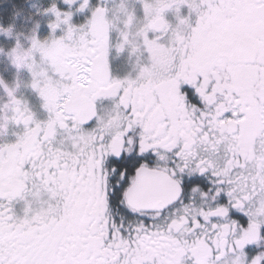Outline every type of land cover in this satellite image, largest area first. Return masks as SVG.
I'll use <instances>...</instances> for the list:
<instances>
[{"label":"snow or ice","instance_id":"obj_1","mask_svg":"<svg viewBox=\"0 0 264 264\" xmlns=\"http://www.w3.org/2000/svg\"><path fill=\"white\" fill-rule=\"evenodd\" d=\"M63 2L91 17L53 3L52 34L9 52L48 119L0 79V136L24 129L0 143V264H264V0H140L136 79L110 74L104 0Z\"/></svg>","mask_w":264,"mask_h":264},{"label":"flooded vegetation","instance_id":"obj_2","mask_svg":"<svg viewBox=\"0 0 264 264\" xmlns=\"http://www.w3.org/2000/svg\"><path fill=\"white\" fill-rule=\"evenodd\" d=\"M16 1V0H15ZM29 0H18V6H14L17 10L20 8L26 9V15L32 13L28 4ZM122 0H104V6H106L109 12V19L112 22V29L110 31V43L112 47L110 48L109 54V64H110V74L113 78L116 79H124V78H132L136 79L140 73V67L145 65L149 62L148 55L146 53H142V42L137 38L136 33L143 29L145 20H144V10L143 5L140 0H123V3L126 7L131 11L134 10L136 14V21L134 26L131 29L129 40L130 43L126 47L125 51L120 52L117 50V45L121 42L120 39V30L124 28L125 17L120 14L119 6ZM101 3V0H91V6L95 7ZM38 11L42 10V14L44 10L50 8L49 3H38L35 5ZM62 10L73 12V19L72 23L76 26L83 25L87 22V20L91 17L90 11L79 12L77 11L78 6H72L69 8L68 5L64 4L63 0H61L60 6ZM1 10V7H0ZM189 9L187 6H182L180 9V15L182 17H187L189 15ZM12 10H8L5 13L7 15ZM4 14L0 13V27L2 28H9L13 27L12 25L15 22H18V18H13L11 14L9 16H5ZM48 14H43V19H50L47 17ZM166 19L171 22L172 24L177 23L176 20V12L175 9L169 10L166 14ZM10 17V18H9ZM193 19L195 20L196 17L193 14ZM60 31V30H59ZM61 35L63 33L60 31ZM43 36H39L38 38L43 40L48 38L52 33L49 26L43 31ZM2 35V34H0ZM209 40L213 39L210 35L208 37ZM238 39L236 36H231L228 38L226 42H232ZM30 47V42H28V46ZM133 47L140 49L135 54H133L132 49ZM208 46L205 45L202 52L207 51ZM3 51L0 50V54ZM0 57H4L5 59H9V55L2 54ZM11 69V70H10ZM10 69L7 68L6 63L0 60V79L4 81V83L9 88L15 89L16 98L21 100L27 107L34 113L35 118L39 121H46L48 119L49 113L43 107V100L39 96L38 92L32 87L33 76L31 71L28 68L18 69L15 65H11ZM14 71V72H13ZM13 72V73H12ZM19 86L17 87V84ZM9 103V97L7 92L4 89L3 85H0V115H3V108L6 104ZM107 105L101 106L102 110L105 109ZM23 126H17L15 124L8 125L7 134L4 136H0V143H15L17 141L18 135L23 133ZM20 205L16 206L17 212H19Z\"/></svg>","mask_w":264,"mask_h":264},{"label":"rangeland","instance_id":"obj_3","mask_svg":"<svg viewBox=\"0 0 264 264\" xmlns=\"http://www.w3.org/2000/svg\"><path fill=\"white\" fill-rule=\"evenodd\" d=\"M18 0H0V13L4 14L8 12V10H12V12H9L5 16H9L11 14L13 18L20 17L18 22H15L11 28L10 34H4L0 33V50L3 51L2 54L9 55V52L16 47L17 43L21 44L25 49L28 47V42H30L29 37L32 35L33 31H36L37 36L41 37L43 36L44 29L47 28V26L50 25V23L54 22L55 17L48 14L47 17L50 19H43L42 10L38 11L39 8H37L35 5L38 3H49L50 7L53 3H55L58 7L60 6L61 0H29L28 4H30V11L32 10V13L29 15H26L25 11L26 9L20 8L17 10L14 6H18L17 3ZM60 8V7H59ZM10 18V17H9ZM4 28V29H9ZM56 36H61V33L59 30L56 32ZM0 54V55H2ZM0 60H2L4 63H6L7 68L10 69L11 65H14L10 59H5L4 57H0ZM11 70V69H10ZM14 72V71H13ZM12 72V73H13Z\"/></svg>","mask_w":264,"mask_h":264}]
</instances>
